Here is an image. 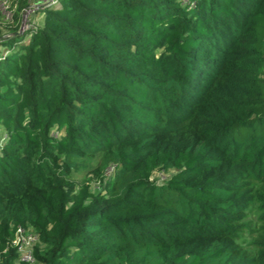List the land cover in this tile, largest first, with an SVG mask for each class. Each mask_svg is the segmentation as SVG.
Returning <instances> with one entry per match:
<instances>
[{"label": "trees", "instance_id": "trees-1", "mask_svg": "<svg viewBox=\"0 0 264 264\" xmlns=\"http://www.w3.org/2000/svg\"><path fill=\"white\" fill-rule=\"evenodd\" d=\"M27 6L0 20V264H264V0H50L17 31Z\"/></svg>", "mask_w": 264, "mask_h": 264}, {"label": "rangeland", "instance_id": "rangeland-1", "mask_svg": "<svg viewBox=\"0 0 264 264\" xmlns=\"http://www.w3.org/2000/svg\"><path fill=\"white\" fill-rule=\"evenodd\" d=\"M11 0H0V20H7L6 18H9L10 16V11L8 10L9 7V2ZM48 0H28V6L23 8V11L21 13V18H20V22H19V28L18 30L24 29L28 26V24H30L33 21L38 22V20L40 19L41 16V11L40 10H35L34 8L37 7L39 4L41 3H45ZM2 25V23H0V26ZM2 27V26H1ZM4 134L2 133V131H0V140L1 138H3ZM94 165V159H88L86 160V166L80 168L78 171H72L70 174V178L75 181L77 184H79L82 180H84V178L88 175V172L90 171L89 169ZM105 173H108L109 171H111V169L106 168ZM170 172L164 173H157L155 178L157 177H166L169 175ZM90 185L94 188L97 187L98 183L96 180H92L90 182ZM28 230V229H27ZM30 238H27L29 237ZM34 236V234L31 232V230L29 229L27 232H25L24 237L22 238H26V239H20L18 242V251L19 254L21 256H26V255H31L30 250H31V246L32 244L35 242L34 240L31 241L32 237ZM21 242V243H20ZM32 263V262H31ZM36 264V263H34Z\"/></svg>", "mask_w": 264, "mask_h": 264}, {"label": "built area", "instance_id": "built-area-1", "mask_svg": "<svg viewBox=\"0 0 264 264\" xmlns=\"http://www.w3.org/2000/svg\"><path fill=\"white\" fill-rule=\"evenodd\" d=\"M48 1H50V0H48ZM109 169H111V167H109ZM28 230H22V229H20V228H17L16 229V234H15V236H14V239H13V241H12V243L13 244H18V242H19V240L22 238V237H24V234H25V232H27ZM32 237V239H31V241H33L34 239H35V236H31ZM20 238V239H19ZM27 238H30V236L29 237H27ZM23 240L24 239H26V238H22ZM21 243V242H20ZM21 260H25V261H32V258H31V255L29 254V255H26V256H21Z\"/></svg>", "mask_w": 264, "mask_h": 264}]
</instances>
